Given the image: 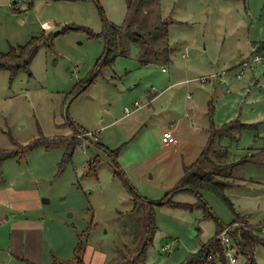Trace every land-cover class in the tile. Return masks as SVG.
<instances>
[{
	"label": "rangeland",
	"instance_id": "374dc122",
	"mask_svg": "<svg viewBox=\"0 0 264 264\" xmlns=\"http://www.w3.org/2000/svg\"><path fill=\"white\" fill-rule=\"evenodd\" d=\"M112 27L118 43L101 65ZM40 35L30 73L0 69V150L19 153L0 163V200L45 224L31 238L18 229L41 248L30 261L79 264L81 246L82 264H183L237 215L264 228V63L238 78L264 42V0H0V52ZM236 121L254 127L216 137L211 156L231 176L218 180L235 210L222 189L180 192L174 200L192 207L154 206L150 233L138 196L163 199L206 148L211 122ZM171 123L179 143L167 148ZM6 229L0 264H29L5 257ZM254 255L264 264V245Z\"/></svg>",
	"mask_w": 264,
	"mask_h": 264
},
{
	"label": "trees",
	"instance_id": "16d2710c",
	"mask_svg": "<svg viewBox=\"0 0 264 264\" xmlns=\"http://www.w3.org/2000/svg\"><path fill=\"white\" fill-rule=\"evenodd\" d=\"M83 31V30H82ZM61 34H57V37ZM90 37H97L98 35H93L90 32ZM43 36H35L32 37L29 41L28 44L22 45L19 47H13L11 51L3 53L0 52V69H7L10 70L13 75L17 73L18 70L20 69H25L30 73V64L32 60L34 59V56L37 54L39 51L41 44H42V38ZM117 38V28L112 27L111 29L107 28V33L105 36V41H106V48L105 52L103 54V62L101 65L106 64V62L111 61L113 58L110 56V53L112 51V47L118 43L116 40ZM116 40V41H115ZM258 52L262 53L264 51V44L262 47L257 49ZM95 79V76L88 82H86L84 85H81L79 90H77L76 93H80L81 91H84L87 86H89L93 80ZM211 129H212V136L209 140V142L206 144V148L203 150L202 154L200 157L195 161L193 164L187 166L185 169L184 175L181 178V180L170 190L165 194V197L161 200H158L157 202L149 200L147 197L143 196H138V201L141 202L143 201L144 203L147 204V208L150 212V226L152 227L151 230H149L150 233L153 232L155 227L153 226L154 223V206L157 205H169L171 207H185L187 208L192 207L191 204H184L181 202H178L174 200L175 196L177 193L180 192H186V193H195L197 194L200 198L202 197V194L200 193V190L205 188V189H213L218 191L219 189L221 190V194H223V189L224 187H229L226 181L218 180L219 176H224V178H228L231 176L228 174H221V170L223 165L222 164H216L214 163V160L211 159V156L213 157V154H215L217 151L214 149L215 146V138L216 137H224V136H230L233 133V130L235 129L236 126L239 127V129H249L253 128L254 125L251 124H244V123H239L238 121L230 123L225 125L224 127L221 128H215L213 122H211ZM237 131V130H236ZM239 132V131H238ZM85 134V133H84ZM87 134V133H86ZM78 137V136H77ZM76 139L72 140L73 143L70 144V149H69V154L68 157L74 154V150L76 148ZM76 143V145H75ZM40 144V141H33L30 143L29 146L25 147L26 151H29L30 149L36 147L37 145ZM50 144V143H49ZM227 151V150H226ZM215 152V153H214ZM18 152H11L7 150H0V163L6 159H11L15 158L18 156ZM228 156V152H227ZM226 156H223V159H225ZM213 164L211 170L206 169V165L208 164ZM211 166V165H209ZM223 198L225 202L229 205V207L233 210V203L230 201V199L223 194ZM235 212V211H234ZM240 215H237V218L229 224L228 226H233L235 223L241 222L242 225L240 227H237L236 229H232V238L237 241L241 251L248 256V263L246 264H256L255 263V258H254V250L257 245H264V240L260 237L261 233L264 228H254L252 225H247L245 222H242ZM244 224V225H243ZM227 226H223L220 228V231L217 233L215 238L209 240V242L205 243L199 251L196 253L192 254L185 263L183 264H209V256L213 255L214 259L210 264H228L227 258L223 255V246L221 244V241L219 240V235L220 232H222ZM82 247H78L76 249V261L80 264L82 262L80 258V253H81ZM29 264H36L34 262L25 260ZM76 262V263H77ZM55 264H58L55 263ZM60 264H73L72 262H65V263H60ZM82 264V263H81Z\"/></svg>",
	"mask_w": 264,
	"mask_h": 264
},
{
	"label": "crops",
	"instance_id": "0c3cea01",
	"mask_svg": "<svg viewBox=\"0 0 264 264\" xmlns=\"http://www.w3.org/2000/svg\"><path fill=\"white\" fill-rule=\"evenodd\" d=\"M263 44H264V42L259 43V44L258 43L253 44L252 52L256 53V50L258 48L262 47ZM262 52H264V51H262ZM255 66H257V65H255ZM255 66H252L251 69L254 68ZM171 125H173L172 126L173 133L175 134V129L177 126L174 123H171ZM165 129H166V127L164 128V130ZM162 142H163L164 146L167 148L171 147V145H172V143L166 144L164 142V140ZM174 145L176 146L177 144H174ZM227 159H228V157H227ZM238 185H240V184H238ZM0 202H1L0 207L3 208L0 212V222H1L0 226L2 228L8 227V229L4 230L5 232H7V238L9 241L7 244L9 252L7 255H5V257H7L9 261L10 260H13V261L28 260V261H30V259L32 260L31 254L41 253V248L39 247V245H37L38 251L35 252V249H36L35 245L32 244L28 239H26L25 235L23 236L19 232V230H23L31 238V236H32L31 231H33L32 229H34V230L41 229L42 230L45 227V224L43 223L42 220H39V219H36L34 221L33 219H30V218L25 219L23 216H18L17 212L22 211L21 208H17L16 213L12 211L11 214L10 213L8 214V212L5 211L6 207H3L2 200H0ZM25 245L27 246V248ZM28 254H30V255L28 256ZM31 262H34V261H31ZM34 263H36V262H34Z\"/></svg>",
	"mask_w": 264,
	"mask_h": 264
},
{
	"label": "built area",
	"instance_id": "2783aa9c",
	"mask_svg": "<svg viewBox=\"0 0 264 264\" xmlns=\"http://www.w3.org/2000/svg\"><path fill=\"white\" fill-rule=\"evenodd\" d=\"M258 63L262 64L264 63V52L260 53L257 52L253 55L252 58H250L249 60H247L246 62H244L241 65V71L238 74V78L241 79L244 75V72L248 69L251 68L252 66L257 65ZM164 72H167L168 70H166V68L162 69ZM208 80V77H201L200 82H205ZM142 107L141 102H137L134 107L130 108L127 107L125 109L127 114L132 113L133 111L139 110V108ZM173 125H171L172 127ZM164 135H163V140L166 144H178L179 140L178 138L175 136V134L173 133V130H169V129H165L163 131ZM239 225L238 222L235 223L233 226ZM233 226H227L221 233L219 236V240L221 241V244L223 246V255L227 258L228 260V264H241V256H240V247L237 243V241H235L232 238V233L231 230L233 229ZM235 228V227H234ZM209 260L208 263L210 264L212 262V260L214 259L213 255L209 256Z\"/></svg>",
	"mask_w": 264,
	"mask_h": 264
}]
</instances>
